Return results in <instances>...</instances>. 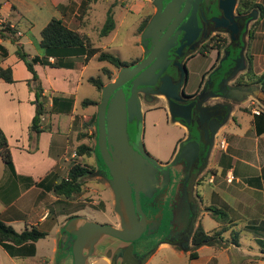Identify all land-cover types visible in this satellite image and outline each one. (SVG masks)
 Masks as SVG:
<instances>
[{"label": "crops", "instance_id": "1", "mask_svg": "<svg viewBox=\"0 0 264 264\" xmlns=\"http://www.w3.org/2000/svg\"><path fill=\"white\" fill-rule=\"evenodd\" d=\"M50 1L54 7L61 8L62 14L65 12L66 2L64 0ZM13 5L9 3V9H14ZM2 7L3 3L0 1V23L7 20L11 26L17 28L12 21L2 16ZM63 22L65 21L63 20ZM66 25L74 29L69 24ZM16 30L18 42L23 46V33L19 29ZM39 40L40 31L37 40L27 37L26 42L31 44L33 48L29 52L31 56L40 53ZM255 41L256 35L251 44V66L249 67V71L244 74L246 77L251 76L255 81L254 85L251 88L234 86L229 88L228 86L226 88L229 92L227 97L222 92L219 96L220 98L211 99V96H213L211 93L208 95L210 99L205 100L208 103L207 106L209 104H219L220 106H215V108L211 109L214 112H211V115L206 119L208 121L206 132L209 138V142L205 148L206 159L200 165L194 179L196 182L194 190L199 196L197 201L198 216L195 226L201 224L200 220L205 214L212 217L207 208L216 207L226 212L228 224H236L234 228L239 230L240 236L239 245L231 243L229 241L231 229H228L222 233L223 241L197 247L196 249L198 250L213 247L212 252L207 255H198L196 253L197 256L195 258H190L198 260L204 256L206 264H237L234 260H238L244 255L239 249L242 245L241 236L244 233H249L252 237L251 240L257 244L254 232L247 230L246 226H264V118L259 115L260 113L254 114L247 106L250 100H254L255 107L260 109V112L264 110V102L259 99L261 98L260 92L264 95V89L261 88V84L256 80V76L261 74L264 68L258 71L254 70L259 55L252 51ZM8 42L16 45L10 38L0 37V44L7 50L5 57H2L0 54V66L11 68L14 81L5 82L0 78V128L7 138L13 170L8 168L3 161V164H0V219L13 228L15 224L23 222L21 230L25 227L35 226L38 230L46 232V235L34 242L35 252L32 255H18L15 252L12 255L1 245L0 249H4L11 261L14 258L22 259L25 264H71L72 252L69 246L71 237L70 233L65 231L64 226L70 218L76 216L85 217L92 221L86 216L78 215V211L89 207L102 212H110L114 218V223H111V225L119 226L120 224L119 215L114 210L113 191L95 152L90 151L88 155H79L76 152V148L80 144L93 147L96 143L97 136L96 138L94 137V131L95 129L97 130L96 121L94 124L90 122L92 115L97 111L86 112L85 110L90 105L96 107L101 97L98 99L88 98L96 103L85 105L81 104L83 98L80 101L83 111L78 109L76 100L78 89L82 81H87V78L90 77L83 75L87 61L80 63L78 60L79 56H72L66 60L67 63L72 65L71 67L35 64L34 69L38 75L42 93L46 100V113L41 117L42 126L46 128L39 133H30L29 126L35 112V95L27 84V80L31 78V73L26 68L24 62L15 54L16 47L13 51L7 48L6 44ZM49 60L52 61L53 58ZM206 73V71L202 73L201 81ZM159 94L162 99L164 95ZM53 98H61V100L55 102V105H53ZM68 99L72 101L70 109L57 111L67 108ZM224 99L228 100V105L231 108L223 112L222 108L226 107V102H223ZM142 109L146 110L145 120L147 119V115L149 116L150 113L157 111L163 115L166 123L174 124V126L182 131L183 136H178L175 139L169 153V157L173 159L179 144L189 136V134L185 136L186 126L179 119L171 118L169 106L167 113L172 120L167 118L166 110L154 108L153 104H143ZM207 110L211 111L210 109ZM216 110L220 114H217ZM213 116H221L222 123H220L216 132L211 135L208 129L209 121ZM87 122L90 123L88 125L89 128L84 127ZM150 123L153 127L156 125V121L154 120H151ZM92 139H94L93 142ZM190 140L195 145L186 148V152L182 158L173 163L169 162L173 174L172 182L174 186L172 185V189L174 197H182L180 201H177V197L175 201H172L174 206L176 205L172 210V219H177L178 222L188 216V207L186 202L185 204L183 203L186 201L185 181L188 173L193 168L194 162L199 157L200 135L198 134L197 139H191L190 137ZM193 140H196V143ZM221 140L225 141L223 147L220 146ZM154 158L159 163L169 159L161 160L157 159V156ZM72 162H80L91 166L90 172L86 177L95 176L98 180H93L95 181L94 186H85V189H87L85 194L89 195L98 190L100 196H102L98 203L103 201L102 206H96V200L89 201L87 204L85 200H79V196H74L68 200L70 204L66 206V209H73L69 213L57 207L59 197L49 191L48 187L54 182L67 177ZM160 174L161 172L157 170L152 187L145 188L142 185L131 182L133 193L138 196L139 204L141 195L147 198H151L154 195L158 189L156 183L160 179ZM230 176L232 178L229 180L228 177ZM179 191H181L182 195L178 194ZM78 203H83V206L78 209L73 208ZM89 203L95 204L93 205L94 207L90 206ZM70 215L72 216L67 220ZM215 221L218 224L215 228L208 231L203 228L204 231L211 232L214 229L220 228V223L216 219ZM144 226H146L145 223ZM226 232H229V237L224 238L223 234ZM113 239L115 238L104 237L97 244L95 249L96 255L93 256H100L110 262V258L107 255L111 256L113 250L117 249L119 251L126 246V243L120 240H117L113 247L105 246L106 243ZM170 246L178 250H184L185 252H188L191 248V245L188 247H177L169 242H160L155 249L148 251L149 253L146 254V251L139 247L138 250L145 256L142 264H147L148 260L155 255L158 249ZM40 249L42 254H38ZM93 256L89 257V264L94 263L92 260ZM262 257L254 255L252 258H249L247 264H262L263 259L259 262ZM118 258H120V255Z\"/></svg>", "mask_w": 264, "mask_h": 264}, {"label": "flooded vegetation", "instance_id": "2", "mask_svg": "<svg viewBox=\"0 0 264 264\" xmlns=\"http://www.w3.org/2000/svg\"><path fill=\"white\" fill-rule=\"evenodd\" d=\"M147 1L151 11L146 14L145 25L140 32L141 54L124 66L142 63V68L137 74L143 75V72L151 71L152 77L146 78L145 74L142 78L153 81V84L152 86L138 84L134 88L140 103V113L133 114L127 120L129 143L136 149L140 147L146 151L141 142L146 113V110L142 109L143 104H153L154 108H163L166 110L167 118L172 120L167 113L169 100L163 95V98H160V94L157 93L159 88L169 92L174 88V94L179 99L178 103L191 108L190 125L186 129L185 136L191 133V139H197L199 134L200 140L198 160L194 162L185 181L186 201L183 203L186 202L188 207L187 218H182L180 222L172 219V210L176 207L172 201H175L177 196L174 197L172 189L174 184L172 168L169 166L172 159L170 157L159 163L161 174L154 195L151 198L143 195L140 197L141 212H137V219L146 226L139 237L154 239L157 244L169 242L177 247H188L191 245L198 216L199 196L194 190L196 183L194 179L197 170L206 159L205 148L209 142L206 119L211 112H214L206 109L208 103L205 100L210 99L208 95L211 93L213 95L211 99L220 98L219 91L227 97L228 86L251 88L254 85L255 81L251 76L246 77L244 74L251 66V44L256 35L257 23L263 19L264 12L258 6L257 0H160L161 13H163L161 20L153 33L143 39L144 30L157 12L156 4L152 0ZM199 57L211 58L212 62L197 90L189 92L186 89L189 65ZM134 78L135 76L122 85L127 97ZM223 102H226V107L222 108V111L230 110L228 100L224 99ZM183 106H180L179 110L182 111ZM216 112L220 114L218 110ZM101 168L104 169L105 166ZM178 194L182 195L181 191ZM181 199L182 197H177V201ZM117 240L119 239L115 238L105 246L113 247ZM124 243L126 246L122 249L120 258H118V250H113L111 258L114 264H140L145 256L138 249L140 247L145 250L143 244L137 247L135 240ZM109 264H113L111 259Z\"/></svg>", "mask_w": 264, "mask_h": 264}, {"label": "rangeland", "instance_id": "3", "mask_svg": "<svg viewBox=\"0 0 264 264\" xmlns=\"http://www.w3.org/2000/svg\"><path fill=\"white\" fill-rule=\"evenodd\" d=\"M0 1L3 3L1 11L2 16L12 21L14 26H17L16 29H19L23 33V48L27 53L33 49L32 45L26 42L27 37L37 40L39 38V31L51 18H62L65 24H69L74 27V29L78 28L86 33L95 46L114 53L125 62L131 61L134 57L141 54V25L145 22L144 19L146 14L151 11L149 1L147 0H95L87 4V6L85 0H64L66 2V9L63 14L61 8L54 7L50 0ZM257 1L258 4L264 8V0ZM9 3L14 4L16 8L13 5L14 9H9ZM108 8L113 10L115 27L106 36H100L99 30L103 24L105 12ZM84 12H86V15ZM84 15L85 17L83 18ZM74 17L78 19L76 22L74 21ZM5 22H7V20H5ZM6 46L10 51H13L16 47L15 44L9 42ZM252 51L259 54L258 61L255 64L256 68H254L255 71H258L264 68V17L262 21L257 24L256 41ZM78 58L80 63L84 62L83 56H79ZM210 64L211 58L208 57H199L190 63L187 91H195L199 87L201 75L209 68ZM85 65L86 67L83 71V75L86 77L99 74L102 76L104 84L114 80L119 71V68L113 67L106 61H99L96 57L90 58ZM104 69L106 71H104ZM86 97L98 99L101 97V93L98 92L93 85L83 80L76 95L77 106L80 111H83L80 106V101ZM97 109L98 105L96 107L90 105L86 107L85 111H97ZM151 120L156 121L154 127L150 123ZM178 136H183L182 131L174 126V124L166 123L163 115L157 111L150 113L149 116L147 115V119H144L141 142L144 144L146 151L150 152L154 157L157 156V159L164 160L170 158L169 153ZM93 141L94 139H92V142ZM0 164H3L1 159ZM93 180L98 179L95 176L85 177L83 191L77 196H79V200H85L87 204L89 201L96 200V206L100 207L103 201L98 203L102 198L98 190L89 195L85 194L87 190L85 186L95 185V181ZM89 196H91V198L88 199ZM95 204H90V206L94 207L93 205ZM77 214L86 216L92 221L100 223H114V218L110 212H102L98 209L86 207L78 211ZM200 222L207 231L218 225L215 219L208 214H205ZM14 228L20 231L23 228V222L15 224ZM223 236L224 238L229 237V232L224 233ZM251 238L249 233H244L241 236L242 245L239 249L244 255L242 258L234 260L237 264H247L249 258H252L254 255L258 257L263 256L260 258L259 262L262 259L264 260V253L261 251L259 245L255 244ZM140 244H143L145 247L146 254L157 246L156 240L151 238L146 239L145 237H139L135 240V245L137 247H139ZM212 248L213 247H209L203 250L190 248L188 252H185L184 250L175 249L173 246L164 247L158 249L155 255L148 260L147 264H206L204 256L200 257L198 260H192L189 257V253L195 251L198 255H207L212 252ZM38 254H42L41 249L38 251ZM92 260L94 261L93 264H109L108 260L100 256H93ZM0 264H25V262L22 259L15 258L11 261L4 249L1 248ZM262 264H264V261Z\"/></svg>", "mask_w": 264, "mask_h": 264}, {"label": "water", "instance_id": "4", "mask_svg": "<svg viewBox=\"0 0 264 264\" xmlns=\"http://www.w3.org/2000/svg\"><path fill=\"white\" fill-rule=\"evenodd\" d=\"M152 2L156 4L157 12L144 30L143 39L153 33L163 14L161 13V1L152 0ZM159 53L157 52V54ZM142 65V63H138L132 66H122L115 79L103 85L97 109L96 143L101 160L105 165V176L114 194V210L119 215L120 224L119 226L103 224L81 216L70 218L64 229L70 233L71 237V241H69L72 252L71 264H89V257L96 255V246L104 237L118 238L122 242L133 241L139 238L145 228L144 223L137 219V212H141V208L138 196L136 194L133 196L131 182L145 188L152 187L156 171L160 170L161 165L147 151L140 147L134 148L128 140L127 120L133 114L140 113V103L134 88L138 84L148 86L153 84V81L142 78L145 74L146 78L150 77L151 71L147 70L143 72V75L137 74ZM134 76V83L127 97L122 85ZM171 89L172 91L169 92L159 88L157 93L163 94L169 100L171 118L179 119L187 128L190 125L191 108L179 104L178 96L174 94L175 89ZM219 93L222 92L219 91ZM260 95L259 99L264 102L263 93L260 92ZM180 106L184 107L182 111L179 110ZM215 106L220 105L209 104L206 109L211 110ZM220 123H222L221 116H213L209 121L208 132L213 135ZM190 137L191 133L179 144L170 163L182 158L186 148L195 145L191 142ZM193 142L196 143V140ZM121 252L122 250L117 251L118 255H121ZM107 257L114 264L111 256L107 255Z\"/></svg>", "mask_w": 264, "mask_h": 264}, {"label": "trees", "instance_id": "5", "mask_svg": "<svg viewBox=\"0 0 264 264\" xmlns=\"http://www.w3.org/2000/svg\"><path fill=\"white\" fill-rule=\"evenodd\" d=\"M95 0H85L86 6L90 2ZM262 10L263 7L258 4ZM87 11V10H86ZM86 15V12H84ZM83 16V18L85 17ZM78 19L74 17L76 22ZM145 25V22L141 25ZM115 27L114 13L111 8H108L105 12V17L103 24L100 27V36H106ZM0 37L10 38V40L16 43L15 54L19 59H21L28 71L31 73V78L27 80L28 87L34 92L35 99V112L32 117L29 130L31 132L39 133L45 126H42L41 117L45 112V97L42 93V87L38 80V75L34 69V65L39 63L41 65L50 66H64L71 67L72 65L67 63L66 60L72 56H83L84 61H88L92 56H96L99 61H106L116 68H121L127 62L121 60L114 53L105 51L100 47H97L90 40L89 36L81 30L72 29L68 27L61 18H51L47 24L40 30V40L38 43L40 53L31 56L27 53L22 44L18 42L17 30L11 26L8 22L0 23ZM0 54L2 57L7 55L6 48L0 44ZM53 58L52 61L49 59ZM104 71H106L104 69ZM0 78L5 82H13L12 70L10 67L3 68L0 66ZM256 80L261 84V88L264 89V71L256 76ZM87 81L93 85L99 92L103 87V80L100 75L90 76ZM61 98H53V105L55 102L60 101ZM72 101L67 100L66 111L71 107ZM96 103L88 98H84L81 101L82 105ZM264 118V110L259 114ZM97 119V113L95 112L91 118V124L95 123ZM89 122L85 124L84 127L89 128ZM94 137L97 136V130L94 131ZM90 151L95 152L98 162L104 167L97 145L94 144L93 147H89L86 144H80L76 148V152L79 155H88ZM0 158L3 163L10 169L13 170L12 157L10 153V148L7 142V138L0 128ZM91 166L88 164H83L80 162H72L66 178H62L57 182H54L48 187V190L54 193L59 199L57 200V207L70 212L72 208L66 209V206L70 204L68 201L74 196L79 195L83 190L84 178L89 174ZM42 184V183H40ZM83 203H78L73 206V208H80ZM207 210L210 211L211 216L220 223V228L214 229L211 232L204 231L201 224H198L192 234L191 238V249H196L197 247L205 244H216L217 242L223 241L222 233L231 229L229 241L235 245H239V230L234 227L236 224L227 223V214L224 210L216 207H209ZM70 215L67 220L71 217ZM247 230L254 232L256 237V243L259 245L261 251L264 253V226L263 225H250L246 226ZM46 235V232L38 230L35 226L25 227L21 231H16L11 225L6 224L0 219V245L6 249L10 254L14 255V252L18 255H32L35 252L34 242L39 238ZM196 252L191 251L189 253L190 258H195ZM145 260V258H144ZM142 260L140 264L144 261Z\"/></svg>", "mask_w": 264, "mask_h": 264}, {"label": "built area", "instance_id": "6", "mask_svg": "<svg viewBox=\"0 0 264 264\" xmlns=\"http://www.w3.org/2000/svg\"><path fill=\"white\" fill-rule=\"evenodd\" d=\"M247 106L250 108V110L254 113V114H259L260 113V109H258L257 107H255V102L254 100H250L247 104ZM225 145V141L221 140L220 141V146L223 147ZM232 178V176L228 177V179L230 180Z\"/></svg>", "mask_w": 264, "mask_h": 264}]
</instances>
